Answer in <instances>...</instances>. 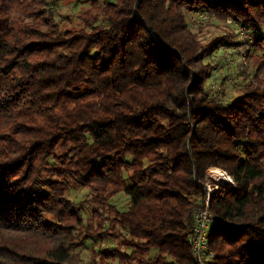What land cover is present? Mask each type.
<instances>
[{
  "label": "trees",
  "instance_id": "1",
  "mask_svg": "<svg viewBox=\"0 0 264 264\" xmlns=\"http://www.w3.org/2000/svg\"><path fill=\"white\" fill-rule=\"evenodd\" d=\"M194 12L264 50V0H107V25L64 31L48 0H0V264H81L92 244L83 264H189L210 167L234 178L211 196L210 264H264V57L212 98L227 38L203 43Z\"/></svg>",
  "mask_w": 264,
  "mask_h": 264
},
{
  "label": "rangeland",
  "instance_id": "2",
  "mask_svg": "<svg viewBox=\"0 0 264 264\" xmlns=\"http://www.w3.org/2000/svg\"><path fill=\"white\" fill-rule=\"evenodd\" d=\"M107 0H48L51 6L57 8L56 20L62 31L64 30H80L87 29V22L92 20L90 18L98 17L97 24L107 25L104 21L103 6ZM42 16H21L14 14L15 24L30 22L33 19H41ZM189 23L191 28L199 33L203 43L207 44L208 41L218 35H225L227 40L222 44L223 51L217 49L209 58H206L205 62L215 65L211 76L205 82V88L209 91L212 98L228 101L234 97L237 93V88L242 79L245 81L254 80L256 74L254 67V56L260 55L264 57V50L258 49L254 45L255 34L248 29L252 39L246 40L240 31L241 24L234 22L231 19L228 20H217L209 13L194 12L189 14ZM245 27V26H244ZM232 59L233 63L230 65L229 76H227L228 62L224 57V54ZM260 76L264 78V70L260 73ZM226 77V78H225ZM220 84V86H219ZM223 168L213 167L209 168L206 174L209 177L207 180L213 179L216 181L219 177H222ZM225 170V169H224ZM218 173V174H217ZM221 173V174H220ZM206 180V181H207ZM89 192L88 188L82 187L80 184L71 185V196L80 207V201L87 197ZM121 196V194H119ZM119 196L112 198L111 203H114V199ZM117 206L124 209L127 206V198L121 196L118 198ZM93 207L91 204H85L82 207L83 217L87 218L90 214V209ZM212 212V211H211ZM213 213V212H212ZM93 245V244H92ZM87 246L81 251L82 262L89 263L94 255L93 246Z\"/></svg>",
  "mask_w": 264,
  "mask_h": 264
},
{
  "label": "built area",
  "instance_id": "3",
  "mask_svg": "<svg viewBox=\"0 0 264 264\" xmlns=\"http://www.w3.org/2000/svg\"><path fill=\"white\" fill-rule=\"evenodd\" d=\"M240 31L244 39H252L246 27L241 26ZM223 47L224 46L219 47L221 51L224 50ZM223 54L228 62V66H226V68L228 69L227 76H229V72L231 70L230 65L233 61L228 54ZM222 171L223 173H220L222 177H219L216 181L213 179L207 180L209 178L207 176V181L204 182L206 195L203 200V205L194 210L193 223L189 238L192 259L189 264H210V260L215 257V254L209 249V230L212 224L217 221V218L211 212V196L215 190L223 187L228 188L234 184V178L231 173L224 169Z\"/></svg>",
  "mask_w": 264,
  "mask_h": 264
}]
</instances>
